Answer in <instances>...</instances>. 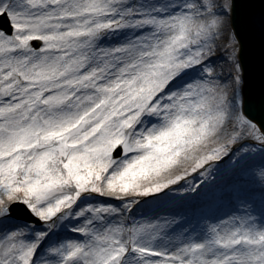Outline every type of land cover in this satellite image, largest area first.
<instances>
[{
  "label": "snow or ice",
  "instance_id": "obj_1",
  "mask_svg": "<svg viewBox=\"0 0 264 264\" xmlns=\"http://www.w3.org/2000/svg\"><path fill=\"white\" fill-rule=\"evenodd\" d=\"M0 264H264V0H0Z\"/></svg>",
  "mask_w": 264,
  "mask_h": 264
},
{
  "label": "rangeland",
  "instance_id": "obj_2",
  "mask_svg": "<svg viewBox=\"0 0 264 264\" xmlns=\"http://www.w3.org/2000/svg\"><path fill=\"white\" fill-rule=\"evenodd\" d=\"M252 175L248 177L249 182L252 186L259 187L261 183L260 170H261V160L259 156L255 157L250 161ZM195 177V174H193ZM150 199V198H149Z\"/></svg>",
  "mask_w": 264,
  "mask_h": 264
}]
</instances>
